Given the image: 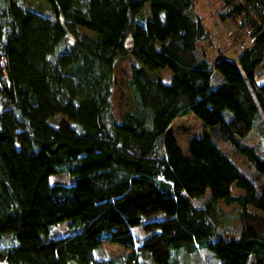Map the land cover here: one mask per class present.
Listing matches in <instances>:
<instances>
[{
  "label": "trees",
  "instance_id": "16d2710c",
  "mask_svg": "<svg viewBox=\"0 0 264 264\" xmlns=\"http://www.w3.org/2000/svg\"><path fill=\"white\" fill-rule=\"evenodd\" d=\"M39 1L53 16L0 1V264H264V0H221L217 21L251 41L214 63L194 0ZM120 56L133 105L117 119ZM164 67L168 81L148 75ZM188 113L210 134L185 153L168 126ZM104 241L128 251L99 261Z\"/></svg>",
  "mask_w": 264,
  "mask_h": 264
},
{
  "label": "rangeland",
  "instance_id": "374dc122",
  "mask_svg": "<svg viewBox=\"0 0 264 264\" xmlns=\"http://www.w3.org/2000/svg\"><path fill=\"white\" fill-rule=\"evenodd\" d=\"M6 1V0H0ZM19 3H23L25 5H30V7L37 8L42 13L53 16L52 10L47 3H44L39 0H17ZM194 12L197 13L202 21V24L205 27V30L208 33L209 41L204 42L200 45L201 49H206L210 59H217L216 52L220 49H223V53L230 57L235 58L240 51V44H249L251 38L247 36L244 30L238 29L234 24L226 20L224 22L217 21L215 11L220 7L221 0H194ZM139 16L142 18H147L150 16L148 5L141 10ZM139 19V17H138ZM77 29L87 33L89 35H94L91 30L82 28L77 26ZM72 38L70 36L67 37L66 42H70ZM131 44L130 37L126 38V46L129 47ZM131 60L130 56H120L115 60L114 65V78L115 83L112 87L111 92V108L117 119L120 118L122 113L125 110L131 109L133 102L131 99V95L129 92V88L127 85V79L129 77V62ZM148 75L153 78H158L163 81H168L171 75L170 70L167 67L164 68H156L154 70H147ZM224 116L229 115L228 110L223 111ZM51 123H60V122H68L67 118L62 114H57L49 119ZM168 130L173 132L179 146L185 153H188L190 150L191 143L194 139L202 134H210V129L207 126H204L202 121L193 113H188L187 115L177 116L168 126ZM256 135L253 132H249L247 136L243 138L244 142H255ZM258 155H261V151L259 150V146H257ZM50 182H62V183H71L73 178L71 175L66 173H56L52 174L49 177ZM233 191L240 192L241 189L233 188ZM220 206L227 212V215L233 214L234 205H226L224 202L220 201ZM163 213L159 212L155 215L149 216L147 218H161L163 217ZM230 218V217H229ZM236 219L231 217L229 219V224L234 228L236 226ZM134 237L136 239H140L145 235V232L139 227V225H134L131 228ZM74 231V230H73ZM72 232V229L67 226V224L63 221L61 223L56 224L51 227V234L53 236H59L66 233ZM128 250L123 246L117 243H111L108 241H104L101 246L96 251V258L99 261H103L110 257H116L124 254ZM200 256L202 257L201 252L195 253L192 255L179 254L175 257V260L178 264H190L191 262H196L199 260ZM147 257V254L144 252H140L138 254L139 259H144ZM75 264L74 262H71Z\"/></svg>",
  "mask_w": 264,
  "mask_h": 264
},
{
  "label": "crops",
  "instance_id": "0c3cea01",
  "mask_svg": "<svg viewBox=\"0 0 264 264\" xmlns=\"http://www.w3.org/2000/svg\"><path fill=\"white\" fill-rule=\"evenodd\" d=\"M203 51L206 53L207 57L209 58V54H208L207 50L204 49ZM219 52H223V49H220V50H218V51L216 52V58H217ZM223 54H224V53H223ZM224 55H225V54H224ZM209 59H210V58H209ZM215 60H216L215 58H214V59H210V61H211L212 63H214ZM172 133H173V132H172Z\"/></svg>",
  "mask_w": 264,
  "mask_h": 264
},
{
  "label": "built area",
  "instance_id": "2783aa9c",
  "mask_svg": "<svg viewBox=\"0 0 264 264\" xmlns=\"http://www.w3.org/2000/svg\"><path fill=\"white\" fill-rule=\"evenodd\" d=\"M242 45V44H241Z\"/></svg>",
  "mask_w": 264,
  "mask_h": 264
}]
</instances>
